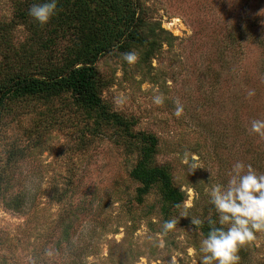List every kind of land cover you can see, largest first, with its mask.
Masks as SVG:
<instances>
[{"label":"rangeland","instance_id":"rangeland-1","mask_svg":"<svg viewBox=\"0 0 264 264\" xmlns=\"http://www.w3.org/2000/svg\"><path fill=\"white\" fill-rule=\"evenodd\" d=\"M25 1L0 0V33L20 53L30 45L50 53L16 17ZM142 2L172 42L150 61L134 51L132 60L108 52L97 63L104 101L132 137L120 140L113 126L93 135L70 93L0 107V264H201L203 225L219 224L208 193L228 184L238 162L264 174V137L251 130L264 120V0ZM69 40L59 37L56 59ZM7 46L0 42V69ZM141 133L159 138L154 163L185 193L169 212L159 184L138 196L131 171ZM237 255L235 264H264V231Z\"/></svg>","mask_w":264,"mask_h":264},{"label":"trees","instance_id":"trees-1","mask_svg":"<svg viewBox=\"0 0 264 264\" xmlns=\"http://www.w3.org/2000/svg\"><path fill=\"white\" fill-rule=\"evenodd\" d=\"M43 2L45 0L20 3L16 17L36 36L41 33V45L50 53L37 55L32 45L20 53L10 43L7 46L6 33H0V42L7 46L0 69V107L16 98H50L70 93L77 108L85 113L93 135H101L104 127L113 126L120 140L124 135L132 137L126 117L109 108L104 101V81L97 63L108 52L126 57L134 51H139L144 61H150L162 44L171 43L175 36L159 21L150 19L142 0H58L57 14L47 25L41 26L29 15V9L33 4ZM10 28L11 25H5L3 31L8 32ZM60 36L70 38L71 48L56 59L54 52L60 47L57 41ZM93 118V123H89ZM135 137L138 138L140 158L131 174L140 183L138 196L142 197L153 185L159 184L167 201L165 209L169 212L171 207L177 208L185 200V193L173 183L170 169L154 163L159 138L145 133ZM210 227L203 225L205 236ZM70 228V221H65V234Z\"/></svg>","mask_w":264,"mask_h":264},{"label":"clouds","instance_id":"clouds-1","mask_svg":"<svg viewBox=\"0 0 264 264\" xmlns=\"http://www.w3.org/2000/svg\"><path fill=\"white\" fill-rule=\"evenodd\" d=\"M57 11L58 0H45L33 4L29 15L43 26L52 20ZM125 58L132 60L134 57L128 54ZM155 103H162L161 98L157 97ZM182 113L183 108L177 107L176 116ZM251 130L264 137V120H254ZM244 169L242 162L236 163L228 184L215 185L208 193L210 202L219 213L220 226H216V220L208 218L210 231L201 239L199 246L201 264H235L239 259V248L254 239L256 232L264 231V174L258 175L251 165L247 166L246 172ZM182 215L187 217L186 213ZM191 223L199 226L203 221L192 218ZM176 225L175 219L165 221L164 233L174 230Z\"/></svg>","mask_w":264,"mask_h":264}]
</instances>
